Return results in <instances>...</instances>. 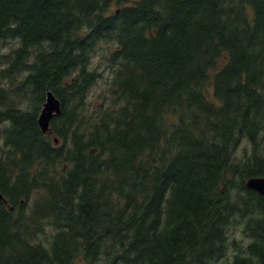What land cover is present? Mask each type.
Wrapping results in <instances>:
<instances>
[{
    "label": "trees",
    "instance_id": "trees-1",
    "mask_svg": "<svg viewBox=\"0 0 264 264\" xmlns=\"http://www.w3.org/2000/svg\"><path fill=\"white\" fill-rule=\"evenodd\" d=\"M10 39L0 264H264V0H0Z\"/></svg>",
    "mask_w": 264,
    "mask_h": 264
},
{
    "label": "rangeland",
    "instance_id": "rangeland-1",
    "mask_svg": "<svg viewBox=\"0 0 264 264\" xmlns=\"http://www.w3.org/2000/svg\"><path fill=\"white\" fill-rule=\"evenodd\" d=\"M116 6L113 5L111 10H113ZM20 45L18 39H10L6 42H0V54L6 53L11 49H16ZM113 42H102L99 44L96 52L92 57V65L91 69H96L101 75L100 78H97V83L93 85L88 93L87 102L93 107L96 103H100L104 100L108 103L111 99V95L109 94V81L112 76L111 67H110V50L114 47ZM211 91V86L208 87ZM232 239L237 242H244L245 239H249L244 232H241L239 228H230V241ZM231 251V249H230ZM73 264H85L84 260L81 258H77Z\"/></svg>",
    "mask_w": 264,
    "mask_h": 264
},
{
    "label": "water",
    "instance_id": "water-1",
    "mask_svg": "<svg viewBox=\"0 0 264 264\" xmlns=\"http://www.w3.org/2000/svg\"><path fill=\"white\" fill-rule=\"evenodd\" d=\"M60 113V102L51 91L45 94V101L37 118V124L42 133L50 132V120ZM57 142V140H55ZM248 189L254 190L264 195V177H253L245 182ZM2 195L0 194V200Z\"/></svg>",
    "mask_w": 264,
    "mask_h": 264
},
{
    "label": "bare ground",
    "instance_id": "bare-ground-1",
    "mask_svg": "<svg viewBox=\"0 0 264 264\" xmlns=\"http://www.w3.org/2000/svg\"><path fill=\"white\" fill-rule=\"evenodd\" d=\"M60 108H61V107H60ZM263 177H264V176H263ZM248 179H250V178H248ZM248 179H247V180H248ZM247 180H246V181H247ZM246 181H245V182H246ZM247 189H248V188H247ZM253 191H254V190H253Z\"/></svg>",
    "mask_w": 264,
    "mask_h": 264
}]
</instances>
